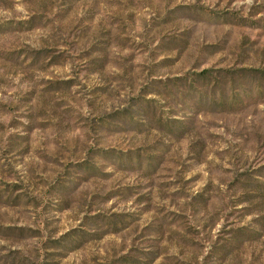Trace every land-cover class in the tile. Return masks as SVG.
Instances as JSON below:
<instances>
[{
	"label": "rangeland",
	"instance_id": "1",
	"mask_svg": "<svg viewBox=\"0 0 264 264\" xmlns=\"http://www.w3.org/2000/svg\"><path fill=\"white\" fill-rule=\"evenodd\" d=\"M0 264H264V0H0Z\"/></svg>",
	"mask_w": 264,
	"mask_h": 264
}]
</instances>
